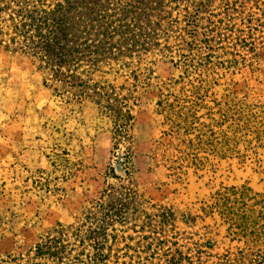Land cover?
<instances>
[{
	"label": "rangeland",
	"instance_id": "rangeland-1",
	"mask_svg": "<svg viewBox=\"0 0 264 264\" xmlns=\"http://www.w3.org/2000/svg\"><path fill=\"white\" fill-rule=\"evenodd\" d=\"M195 1L206 3L198 29L223 34L216 55L239 65L219 68L204 103L185 104L198 131L174 144L158 106L163 82L180 75L160 53L166 36L142 55L154 72L132 103L130 150L95 103H61L35 57L0 36V262L35 264L38 246L96 228L110 264H264V0ZM166 2L153 25L183 13ZM233 123L242 131L227 139ZM216 139L235 140L239 154L214 157Z\"/></svg>",
	"mask_w": 264,
	"mask_h": 264
},
{
	"label": "trees",
	"instance_id": "trees-1",
	"mask_svg": "<svg viewBox=\"0 0 264 264\" xmlns=\"http://www.w3.org/2000/svg\"><path fill=\"white\" fill-rule=\"evenodd\" d=\"M166 3V0H0V36L7 38L16 52L35 57L45 75L44 86L61 103H95L113 122L116 146L127 150L135 121L132 103L138 102L139 89L151 86L154 72L143 66L142 55L150 51L159 33L166 36L160 53L180 75L173 74L163 82L158 106L174 144L182 136L198 131L185 104L204 103L202 91L219 76V68L234 69L239 61L226 54L216 55L224 50L223 34V38L217 35V42L215 30L207 29L203 34L198 29L195 19L199 6L206 3L169 0L172 9L183 13L168 26L153 25V13L163 12ZM172 34L175 39L170 43ZM120 80L122 83L118 84ZM222 130L227 139L229 134L242 131L236 123ZM215 142L214 157L226 159L239 154L238 147L231 144L235 140L230 144L218 139ZM189 158L196 159L194 153ZM250 192L251 189L244 188L230 195L245 197ZM217 196L218 209L227 194ZM73 235L78 236L75 232ZM85 236L73 245L38 246L35 264H110L111 256L105 254L101 233L89 228ZM47 242L60 244L55 239ZM53 248L55 251L50 253Z\"/></svg>",
	"mask_w": 264,
	"mask_h": 264
}]
</instances>
